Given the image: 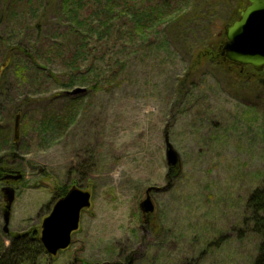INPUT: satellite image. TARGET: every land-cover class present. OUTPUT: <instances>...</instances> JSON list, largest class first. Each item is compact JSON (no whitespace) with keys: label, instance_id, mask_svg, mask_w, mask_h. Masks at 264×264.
<instances>
[{"label":"rangeland","instance_id":"374dc122","mask_svg":"<svg viewBox=\"0 0 264 264\" xmlns=\"http://www.w3.org/2000/svg\"><path fill=\"white\" fill-rule=\"evenodd\" d=\"M59 1L0 0V70L12 56L0 76V166L24 176L13 183L7 234L0 184V256L11 236L40 233L55 202L89 177L93 208L81 231L43 264H252L261 237L247 222V199L264 186V73L208 57L232 16L227 0H177L178 22L147 38L134 30L131 39L114 20L110 37L95 38L93 56L110 75L95 66L75 79L87 85L72 88L59 65L43 74L28 58L64 41L58 32L70 23H59ZM61 54L69 58V49ZM83 87L85 94L66 93ZM58 116L61 129L51 122ZM166 137L180 156L177 170L169 169ZM150 187L165 190L152 194L156 212L146 216L139 206Z\"/></svg>","mask_w":264,"mask_h":264},{"label":"trees","instance_id":"16d2710c","mask_svg":"<svg viewBox=\"0 0 264 264\" xmlns=\"http://www.w3.org/2000/svg\"><path fill=\"white\" fill-rule=\"evenodd\" d=\"M85 7L84 12L82 10ZM179 7L177 0H60L59 10L63 17L59 20V23H70L64 32H58L62 38L64 37V41L50 47L41 45L44 47L36 49V57L28 54V58L34 60L33 63L36 69L42 71L43 74H53L55 71L49 70V67L52 64L59 65L58 72L70 75L68 83L64 84L65 87L72 88L82 85V81H75L76 77L80 76L84 81L86 80L85 77L98 66L95 65V58L93 57L94 53L99 50V39L95 40V38L97 36L110 37L114 29V20L120 23V30L129 32L131 39L134 30L147 38L163 25L173 26V24H176L181 13ZM64 19H67V23L63 21ZM127 19L131 20L129 26ZM36 30L42 31L43 27L38 25ZM67 36L72 42L76 39L77 43L65 45ZM130 43L131 41L125 46ZM211 47H207L208 51ZM66 48L69 49V58L63 57L61 54L62 49ZM104 52H106V48H104ZM97 72L104 76L107 73L109 76L111 73L110 70L105 71L100 66H98ZM24 73L25 71L20 68L19 74L23 76ZM101 85L102 83H98L93 88L98 89L102 87ZM83 89H85V92L87 91L86 88L83 87ZM66 93L71 92L67 91ZM57 96H60V94L54 95L53 98ZM261 104L264 106V94ZM63 121L64 118L58 116L51 122L56 125V129H61ZM0 163H3L2 158ZM4 170L6 172L11 171L9 168H4V165L3 167L0 166V177L3 175L1 171ZM177 174V171H172L167 177L171 180L176 178ZM83 180L86 183L91 181L89 177H85ZM247 210L248 215L251 216L247 222H251L252 233L261 237L258 255L252 264H264V186L249 195ZM11 238L10 246L4 250L3 256H0V264H43L44 261L48 260L49 256L39 240L37 230L31 229L25 233L15 234ZM125 262L131 264V259L128 258Z\"/></svg>","mask_w":264,"mask_h":264},{"label":"water","instance_id":"95a60500","mask_svg":"<svg viewBox=\"0 0 264 264\" xmlns=\"http://www.w3.org/2000/svg\"><path fill=\"white\" fill-rule=\"evenodd\" d=\"M251 5L241 12L238 21L225 27L227 41L223 42L226 62L237 66H251L257 72L264 70V0H249ZM9 53L6 63L1 67L0 76L11 61ZM85 89L77 88L72 95L83 94ZM20 133V116L15 123V142ZM166 157L169 169L180 168V156L166 137ZM21 174L5 176L2 181L18 182ZM94 183L89 182L86 188L73 186L62 198H59L49 215L41 221L39 240L45 252L56 258L60 253L68 251L73 244V237L81 231V219L84 211L93 208ZM164 188L150 187L145 192V200L140 204L142 214L153 215L156 206L152 194L162 192ZM5 210L3 214L4 232L9 233L11 213L16 199V191L11 186L1 190Z\"/></svg>","mask_w":264,"mask_h":264},{"label":"flooded vegetation","instance_id":"af4514ba","mask_svg":"<svg viewBox=\"0 0 264 264\" xmlns=\"http://www.w3.org/2000/svg\"><path fill=\"white\" fill-rule=\"evenodd\" d=\"M229 3V5H226L225 6V10L229 9L230 12L232 13V16L229 18V21L227 22L226 26L230 25L231 23L235 22V21H238L241 17V12L246 10L250 5L251 3L249 2V0H227V4ZM228 10V11H229ZM225 26V27H226ZM225 27H224V33H223V38L221 40V44L218 46V47H214L212 46L211 49L208 51V57L211 59V61H214V62H218V61H222L226 66H230V67H233L234 69H238L240 70L241 72L246 69V68H251L253 69L257 74H262L264 73V70L262 72H257L253 67L251 66H237L231 62H226V57L224 55V45H223V42L224 41H227V37H226V32H225ZM261 83H264L261 82ZM1 173H3L2 177H0V184H3L4 186L3 187H6V186H11L13 187V183L12 181H2V179L5 177V176H8V175H17V174H21L22 173L20 171H16V170H11L9 172H6L5 170L4 171H1ZM24 179V176L22 175V179L20 181H22ZM74 186V185H73ZM76 186V185H75ZM69 192V191H68ZM67 192V193H68ZM66 193V194H67ZM65 194V195H66ZM64 195V196H65ZM63 196V197H64ZM62 198V197H61ZM4 206V205H3ZM2 210H3V207H2Z\"/></svg>","mask_w":264,"mask_h":264}]
</instances>
